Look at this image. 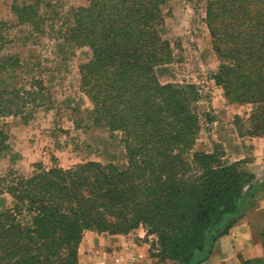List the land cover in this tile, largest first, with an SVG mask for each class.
Returning a JSON list of instances; mask_svg holds the SVG:
<instances>
[{
    "label": "trees",
    "instance_id": "trees-1",
    "mask_svg": "<svg viewBox=\"0 0 264 264\" xmlns=\"http://www.w3.org/2000/svg\"><path fill=\"white\" fill-rule=\"evenodd\" d=\"M166 1L91 0L73 12L68 40L92 53L80 66L81 90L93 103L85 127L108 134L102 146L112 159L1 176L0 264H79L86 232L140 227L155 236L152 257L202 264L264 187L240 162L197 150V92L160 83L158 70L173 57L162 38ZM29 9L17 10L21 21ZM206 20L220 60L215 82L230 103L253 106L249 135L264 137V0H207ZM20 65L0 59V115L26 116L28 106L43 104L42 87H15ZM5 140L0 128V150Z\"/></svg>",
    "mask_w": 264,
    "mask_h": 264
},
{
    "label": "rangeland",
    "instance_id": "rangeland-1",
    "mask_svg": "<svg viewBox=\"0 0 264 264\" xmlns=\"http://www.w3.org/2000/svg\"><path fill=\"white\" fill-rule=\"evenodd\" d=\"M90 2L0 0L4 40L0 59L19 61L20 68L11 74L15 87L24 92L42 87L39 96L44 100L38 108L28 106L26 116L0 115L6 137L0 150V177L9 172L30 176L38 167L69 168L88 161H111V150L102 146L103 140L109 141L108 134L85 127L93 103L81 90L80 66L91 59V50L68 40L73 12ZM206 6L207 0H167L160 6L165 20L162 38L171 44L173 57L159 68L158 78L163 85H190L197 92L199 100L194 105L201 120L197 150L216 149L223 153L225 163L240 162L263 181L264 137L249 135L253 106L230 103L215 82L220 60L212 45ZM24 7L30 11L21 21L17 10ZM138 230L144 233L141 240L151 251L155 236H146L143 227L131 233ZM152 249L157 252L155 246Z\"/></svg>",
    "mask_w": 264,
    "mask_h": 264
},
{
    "label": "crops",
    "instance_id": "crops-1",
    "mask_svg": "<svg viewBox=\"0 0 264 264\" xmlns=\"http://www.w3.org/2000/svg\"><path fill=\"white\" fill-rule=\"evenodd\" d=\"M143 237L139 230L127 235L88 231L79 246V264H166L151 256ZM245 261L264 264V187L245 204L229 232L216 240L212 255L202 264Z\"/></svg>",
    "mask_w": 264,
    "mask_h": 264
}]
</instances>
